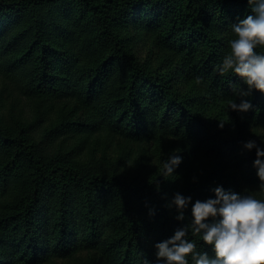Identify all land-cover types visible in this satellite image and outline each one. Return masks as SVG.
<instances>
[{
    "label": "trees",
    "instance_id": "1",
    "mask_svg": "<svg viewBox=\"0 0 264 264\" xmlns=\"http://www.w3.org/2000/svg\"><path fill=\"white\" fill-rule=\"evenodd\" d=\"M250 13L247 0H0V81L37 102L23 118L0 117V264L73 262L81 255L104 264H156L154 245L190 224L192 204L214 199L216 187L240 194L247 186L264 195L255 149L243 147L253 140L264 149V94L238 96L253 107L231 112L228 136L194 109L204 98L246 89L218 69L233 24ZM131 29L154 38L165 61H190L188 94L135 57ZM245 119L256 136L243 135ZM101 133L134 143L190 138L192 152L223 158L229 176L221 184L209 177L191 183L164 169L131 167L126 157L95 158L87 140ZM176 193L191 197L183 221L166 207ZM187 239L214 256L190 229Z\"/></svg>",
    "mask_w": 264,
    "mask_h": 264
},
{
    "label": "clouds",
    "instance_id": "2",
    "mask_svg": "<svg viewBox=\"0 0 264 264\" xmlns=\"http://www.w3.org/2000/svg\"><path fill=\"white\" fill-rule=\"evenodd\" d=\"M247 3L251 13L233 24L234 38L229 41V52L218 69L221 75L231 72L243 81L246 89L237 91L241 98L250 96L253 90L264 94V54L256 51L258 47L264 48V0ZM196 82L201 83V78L197 77ZM252 107L245 99L229 104V109L239 113ZM219 126L223 127V123ZM243 147L248 151L255 149L253 167L264 188V149L253 140ZM181 159L179 155L170 156L163 164V175H173ZM213 191L214 199L192 204L190 224L177 228L169 239L154 245L156 264H189V257L192 264H264V200L226 192L222 187ZM190 201L191 197L176 193L166 207L174 206L175 219L183 221ZM189 229L193 236H200L205 245L211 246L213 257L197 251L196 244L187 239Z\"/></svg>",
    "mask_w": 264,
    "mask_h": 264
},
{
    "label": "rangeland",
    "instance_id": "3",
    "mask_svg": "<svg viewBox=\"0 0 264 264\" xmlns=\"http://www.w3.org/2000/svg\"><path fill=\"white\" fill-rule=\"evenodd\" d=\"M132 35L133 53L140 61H148L154 73L164 71L169 74L175 89L182 94H188L192 82L189 80L190 61L185 57L173 56L170 60L166 59V54L160 49L157 41L142 33L137 34L132 29L129 31ZM165 61L161 64L162 61ZM237 88L234 95L229 97H215L213 99L204 98L195 105V110L204 118L207 123L214 124V128L220 130L221 134L228 136L233 129V112L229 109V104L235 101L239 104ZM206 90L204 91V93ZM203 93V94H204ZM214 95L218 96L217 93ZM37 102L35 100H26L25 97L8 90L4 81H0V117L5 120H14V118H23L35 110ZM71 101L67 106L74 108ZM58 107V105H55ZM77 106V105H76ZM80 108V106H77ZM82 109L71 115L75 118L81 113ZM223 123V127L219 125ZM254 126L245 119L242 123V133L246 137H254ZM192 140L190 138H159L156 136L145 138L134 143L127 138L118 137L111 139L106 133L91 136L87 140V152L93 153L95 158L106 156L109 160L115 161L119 157H126L125 163L131 167L142 164L146 170L161 171L164 162L173 155H179L181 163L174 169V177H186L191 183L204 180L209 177L212 184H221L229 176L226 162L215 153H207L200 148L192 152ZM123 159V158H122ZM242 195H253L257 199L264 200L261 190L244 186L241 189ZM91 258L87 255H81L71 260L56 261L49 264H89ZM91 264H104V259L94 257Z\"/></svg>",
    "mask_w": 264,
    "mask_h": 264
}]
</instances>
